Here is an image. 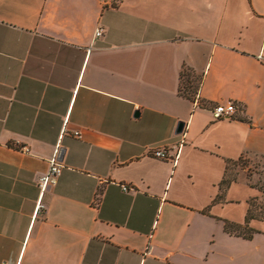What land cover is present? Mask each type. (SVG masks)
<instances>
[{
    "label": "crops",
    "instance_id": "0c3cea01",
    "mask_svg": "<svg viewBox=\"0 0 264 264\" xmlns=\"http://www.w3.org/2000/svg\"><path fill=\"white\" fill-rule=\"evenodd\" d=\"M240 157L264 158V0H0V264H264V220L224 231L259 191L216 202Z\"/></svg>",
    "mask_w": 264,
    "mask_h": 264
},
{
    "label": "built area",
    "instance_id": "2783aa9c",
    "mask_svg": "<svg viewBox=\"0 0 264 264\" xmlns=\"http://www.w3.org/2000/svg\"><path fill=\"white\" fill-rule=\"evenodd\" d=\"M101 29L96 30L95 35H101ZM237 112V108L234 103H229L226 105H216L211 109V115L214 120L227 119L234 116ZM75 136L80 138V135L75 132ZM24 151H28L26 148H23ZM150 155L159 160L170 161L175 165L179 159V150L176 153L170 154L169 151L165 148H155L150 150ZM60 147L59 144L56 145L52 157L49 159L48 170L43 174L38 180V188L40 189L41 194L43 195L50 188L54 187L57 183L58 177L61 174V165H60ZM124 191H127V186H122ZM41 204L38 205L36 213L41 209Z\"/></svg>",
    "mask_w": 264,
    "mask_h": 264
},
{
    "label": "rangeland",
    "instance_id": "374dc122",
    "mask_svg": "<svg viewBox=\"0 0 264 264\" xmlns=\"http://www.w3.org/2000/svg\"><path fill=\"white\" fill-rule=\"evenodd\" d=\"M195 84H197V78ZM229 174L259 191L258 195L249 198L248 212L255 219L264 218V158L242 157L240 161L230 167Z\"/></svg>",
    "mask_w": 264,
    "mask_h": 264
},
{
    "label": "trees",
    "instance_id": "16d2710c",
    "mask_svg": "<svg viewBox=\"0 0 264 264\" xmlns=\"http://www.w3.org/2000/svg\"><path fill=\"white\" fill-rule=\"evenodd\" d=\"M181 77H183L184 80L181 79V84L179 86L178 92L181 96L186 97L188 99H192V94L195 92L196 87L193 88V85H192L191 80H190V75L187 72L186 68L183 69V71L181 73ZM182 85H183V87H182ZM191 88H192V91L190 92ZM241 158L242 157H240L238 160H227L226 161V171H225L224 178L222 179V181L219 184L220 194L216 197V202L223 201L224 200V194H225L226 190L228 189V187L230 186V184L232 182H236V178L231 177V175L229 174V170H230V167L235 165L238 161H240ZM251 219H254V217L251 216L248 212V214L246 216V221H245L246 225L243 228L239 225L234 224V223L224 221V231L229 233V234H234V235L249 239L251 237V234L255 232L254 230L247 228V223ZM259 220H264V218L260 217ZM247 232H249V234Z\"/></svg>",
    "mask_w": 264,
    "mask_h": 264
},
{
    "label": "water",
    "instance_id": "95a60500",
    "mask_svg": "<svg viewBox=\"0 0 264 264\" xmlns=\"http://www.w3.org/2000/svg\"><path fill=\"white\" fill-rule=\"evenodd\" d=\"M184 123L183 122H178L177 127H176V134H181L184 129Z\"/></svg>",
    "mask_w": 264,
    "mask_h": 264
}]
</instances>
